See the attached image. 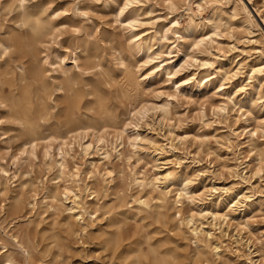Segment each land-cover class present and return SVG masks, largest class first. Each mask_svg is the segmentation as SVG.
<instances>
[{"label": "rangeland", "instance_id": "1", "mask_svg": "<svg viewBox=\"0 0 264 264\" xmlns=\"http://www.w3.org/2000/svg\"><path fill=\"white\" fill-rule=\"evenodd\" d=\"M167 1L124 6L125 0H0V264L6 256L13 264H264V0H231L218 34L197 48L194 37L182 38L174 30L164 36L174 15L179 31L188 20L182 8L171 13ZM236 3L246 7L250 23L242 21L241 10L233 14L230 7ZM23 10L38 12L50 28L31 51L10 42L29 33L20 24ZM210 32L205 26L198 36ZM151 33L156 58L146 62L133 46V34ZM36 57L50 62L41 79L48 112L41 132H63L72 106L79 117L102 123L99 92L118 119L132 121L129 134L137 130L129 111L145 102L149 110L138 118L137 128L148 139L137 148L124 142L119 155L112 151L105 158L92 131L82 138L84 144L92 142L88 153L78 145L81 136H72L69 176L59 178L60 139H50V156H45L44 141L32 153L4 100L11 90L35 93L40 86V76L31 74ZM122 61L139 79L146 74L134 101L120 82ZM154 64L164 68L152 73ZM258 66L262 71L253 73ZM166 67L176 73L168 74ZM67 75L75 78L80 93L72 105L58 84ZM164 104L167 114L159 107ZM104 129L114 142L112 128ZM251 138L263 149L261 156L249 149ZM3 170L9 172L8 182ZM166 171L178 182L167 184L171 191L163 206L156 197L165 188L161 175ZM66 186L73 192L67 193ZM178 192L182 197L176 203ZM141 197L147 205L137 201ZM235 201V210L228 209ZM201 210L228 215L196 214L188 221L191 212ZM194 227L203 232L199 243ZM214 244L220 245L219 253Z\"/></svg>", "mask_w": 264, "mask_h": 264}, {"label": "bare ground", "instance_id": "2", "mask_svg": "<svg viewBox=\"0 0 264 264\" xmlns=\"http://www.w3.org/2000/svg\"><path fill=\"white\" fill-rule=\"evenodd\" d=\"M135 1L136 0H125L124 6H127L128 4H131ZM230 2H231V0H168L167 4H168V8H169L170 12L175 13L178 9L182 8L185 10V12L188 16V20H187V23L184 27V30L179 31L174 26L179 25L180 22L178 20V17L174 15V17L169 21L172 24L170 26H165L163 29L164 30V36L166 37L169 31L174 30V33L177 34L178 36L182 37V38H184L185 35H187L188 37H194V45L196 46V48L199 47L201 44H205L207 37L210 38L212 34H218V29H219L220 25L223 23V20L225 18L224 15L226 13V9L229 6ZM207 4H210L211 7H209L210 11L205 15L203 13V10L206 9ZM230 8L234 11V13H233L234 15H237L239 13V11L241 10L242 12H244L246 14V16L243 17L242 21L248 22V23L251 22L252 19L250 18L249 12L247 11V9L244 5H239L236 3L233 6H231ZM19 20H20L21 26L27 27L29 33L26 34V36L24 38L22 36H16V37L12 38L10 40V42L12 44L17 43L21 48L24 47V48H26V50L31 51L32 49L35 48V45L37 44L39 39L42 36H44L46 33L49 32L50 28L47 26L48 21L45 20L44 18H42V16L38 12H34L33 10H23L19 15ZM205 26H209L211 29V32L207 35L202 34V35L198 36L199 29L205 28ZM52 27L53 26H51V28ZM153 35H152V33L149 36H141L140 34H133V37H135V41H134L133 46L139 52V54H140V52L142 54H144V56L146 57V60H145L146 62L152 61L156 58L155 56H153L155 54L154 43H153L155 38ZM151 41H152V43H151ZM12 44H10V45H12ZM7 47H8V45L5 46V48H7ZM12 52H13V50H12ZM179 52H180V50H179ZM185 54H186V52H185ZM87 58L91 59L90 56H87ZM61 60L64 61V58H62ZM75 61L77 62L76 58H75ZM96 62H97V60H96ZM203 63L207 64V63H211V62L205 60ZM48 64H50V62L47 60V58L44 61H42V60H39L37 57L34 59V62L32 63V70H31L32 76H37V77L40 76V78L38 79L40 81V86L36 88L35 93L32 94L27 88H22V90L18 93H14L11 90L10 94L8 96H6L4 100L8 102V105L11 109V112L13 113V116H15L16 119H18L20 121V124H21L22 129H23V133L26 136V144L32 148V153H34L37 144L40 141H44L46 143L45 144V156L46 157L50 156L51 155V149H52L50 139L53 138L54 136L56 138L60 139L57 153H58V155H60L59 159H61V160H59L56 163V165L58 166L57 170H58V177L59 178L64 179L66 181L68 179L67 177L69 176V172L67 170V164H66V155L69 154L70 150L73 149L72 138L77 139V136L78 137L81 136L80 137L81 140L77 139L78 145L81 146V149H83L85 151V153H88L89 149L92 147V142L90 141V142L84 144L82 142V138L85 137L86 135H88L90 133V131H92L93 134H95V136H96V145L95 146L99 151H101V153L104 154L103 157H105V158H109L112 151L118 152L117 154L119 155L121 152L119 151L118 147H119V145L124 144V142H128L132 147L137 148L141 141H145L148 139L146 136H142L141 133L139 132L138 128H137L138 127V118H144L147 115V112L149 110V108L147 107V104L145 102H141V103L138 102L137 104L135 103L136 105H134L132 111H129L130 112L129 115H131L130 117L131 118L135 117V119L137 120V122H135L133 124L134 129H137L136 132L129 134L127 131H128V129H130L129 127H130L132 121L124 119V118L118 119V117H117L118 115H116L113 110H110L108 108L106 97L103 96L99 92H97V94H96V100H97V104H98V112L101 115L102 123H96L94 121H91L88 118L83 119V118L79 117V115L76 114V112L72 106L68 115H66L65 123H64L65 129L63 132L61 130H59L58 128H57V130L50 132V134L49 133H43L44 130L41 132V128H42L41 127V125H42L41 120L45 121L47 113H48L47 107H46L45 102L43 100L47 94L46 93L47 85H45V82H42L41 79H42V76L43 77L47 76V74L45 72L47 70H50V68H48V66H47ZM122 64L124 66L123 74H122L123 78L120 82L123 85V90H124L125 95L129 98V100L133 99V101H134L136 99V95L141 90L142 79L146 78V76H145L146 74H142L141 75L142 78L139 79V76L137 75V71L135 69L131 68L130 65L125 63L124 61H122ZM59 65H60L62 71L65 72L66 70L63 69L62 65L61 64H59ZM161 67L162 66L160 64H154L150 67V69H152V73H153L157 69L159 71L160 69L164 68V67H162V68ZM139 69L140 68L138 67V70ZM169 69H170V67H166L168 74L173 75L176 73V71H170ZM260 71H262V68L260 66L252 68L253 73L260 72ZM20 76H22V79H24L26 74L21 70ZM252 78H254V77H252ZM62 79L63 80L60 81V83H58V84H61L60 88H64L66 90V92L68 93L69 104L72 105L73 103L76 102L77 98L80 97V93L74 87L76 80L74 77H72V75H70V76L67 75V77L62 78ZM258 81L261 82L259 79H258ZM118 83H119V81H118ZM179 83H181V81ZM202 85L206 86L207 83L206 84L203 83ZM179 86H180V84H177V87H179ZM132 104L133 103H131V105ZM159 107L164 110V113H166V114L168 113L167 104L161 105ZM154 108H157V106H154ZM221 108L223 109L224 107L221 106ZM137 115H140V117H137ZM104 128H112V130H113L112 133H113V136L115 137L114 142H112L111 140L110 141L108 140L107 135H106L107 129H104ZM255 131H256V129L249 131L250 136H253ZM250 141L251 142H249V145L250 146L252 145V146H251V148L249 147V149L252 152H254V154H256L257 156H261L263 149H261L260 147H258L256 144L253 143L254 142L253 138H251ZM109 145H110V147H109ZM68 147H70V149H68ZM52 167L53 166H51V168ZM3 172L6 175V180H7L6 182H8L10 179L9 172L6 170H3ZM107 173L110 174V171H107ZM95 174H97V173H95ZM77 175H78L77 172L72 174V176H77ZM15 176H16V173H13V177H15ZM161 176L164 179L165 188L162 189L161 191H159L156 199L161 202L160 205L165 206V204L167 203V200H168L167 195L171 191V190L167 189L166 187L168 185L170 186L171 184H175L176 182H178V176L171 171H166V173L162 174ZM132 177H134V176H132ZM144 178L141 180L140 179L138 180V178H136V180L138 182L144 184L145 182H147V180H145ZM154 180L155 181L159 180V176L154 177ZM179 183H181V181ZM183 185H184V188L186 189L187 185H188L187 181H184ZM151 186H154L153 182L151 183ZM86 187H88V185ZM66 191H67V193L73 192L71 190V188H69L68 186H66ZM185 191H186L185 193L188 194L187 193L188 190H185ZM47 192H49V190H47ZM75 197H79V196H77L75 194ZM143 197H141L142 199L138 198L137 201L141 204L147 205L148 200H147V198L143 199ZM181 197H182V193L178 192L177 197L175 198L176 203L181 200ZM187 197H194V194H190ZM135 203H136V201H135ZM238 203H239L238 201L233 202L229 206L228 209H230L232 211L235 210V209H233V207L238 205ZM54 208H55V206H54ZM204 209H206V208H204ZM207 213H211L213 215L214 219H217L219 217H223L224 219H226L227 215H228V213H219V212H213V211H208V210H204V211L201 210L198 213L193 211V212H191L188 221H193L194 216L196 214L204 216ZM78 214H80V213H78ZM178 215L181 217L180 212ZM199 225H201V224H199ZM192 231L194 232L195 241L197 243L201 242L202 238H203L202 229H198L197 227H194V228H192ZM208 234L210 235L211 232H208ZM214 245H215V249L217 250V253H219L218 250L220 249V245H218V244H214ZM3 264H13V261L10 257L6 256L3 260Z\"/></svg>", "mask_w": 264, "mask_h": 264}]
</instances>
